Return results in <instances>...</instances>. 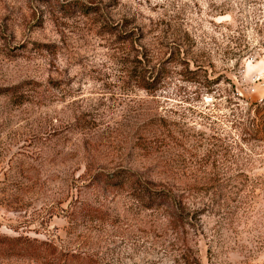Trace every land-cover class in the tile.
Wrapping results in <instances>:
<instances>
[{
    "label": "rangeland",
    "instance_id": "rangeland-1",
    "mask_svg": "<svg viewBox=\"0 0 264 264\" xmlns=\"http://www.w3.org/2000/svg\"><path fill=\"white\" fill-rule=\"evenodd\" d=\"M0 264H264V0H0Z\"/></svg>",
    "mask_w": 264,
    "mask_h": 264
},
{
    "label": "trees",
    "instance_id": "trees-1",
    "mask_svg": "<svg viewBox=\"0 0 264 264\" xmlns=\"http://www.w3.org/2000/svg\"><path fill=\"white\" fill-rule=\"evenodd\" d=\"M80 8L83 9L84 6L80 4ZM103 182L116 187L131 184L133 190L138 194V196H140L141 198H149V200L151 201L150 204L157 202L164 203L167 200V198L160 193L150 192V190L143 183H141V181L134 179V175L128 174L125 171H121L113 176L107 177L103 180Z\"/></svg>",
    "mask_w": 264,
    "mask_h": 264
}]
</instances>
